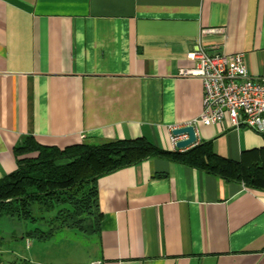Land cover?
<instances>
[{"label": "crops", "instance_id": "crops-1", "mask_svg": "<svg viewBox=\"0 0 264 264\" xmlns=\"http://www.w3.org/2000/svg\"><path fill=\"white\" fill-rule=\"evenodd\" d=\"M196 47L243 54L264 76V0H0V180L17 148L173 151L170 130L202 112L201 81L178 76ZM195 132L225 160L264 149V134L227 118ZM97 200L89 264H264L263 191L147 159L101 176Z\"/></svg>", "mask_w": 264, "mask_h": 264}, {"label": "trees", "instance_id": "trees-1", "mask_svg": "<svg viewBox=\"0 0 264 264\" xmlns=\"http://www.w3.org/2000/svg\"><path fill=\"white\" fill-rule=\"evenodd\" d=\"M14 153L16 170L0 180V220L11 218L33 226L25 236L41 242L62 231L98 235V179L147 159L179 163L264 192L263 148L243 153L238 162L218 156L210 141L184 151H167L150 142L124 139L85 141L64 148H17ZM31 153L35 156L26 157ZM3 244L0 237V248ZM15 264L32 263L22 260Z\"/></svg>", "mask_w": 264, "mask_h": 264}, {"label": "built area", "instance_id": "built-area-1", "mask_svg": "<svg viewBox=\"0 0 264 264\" xmlns=\"http://www.w3.org/2000/svg\"><path fill=\"white\" fill-rule=\"evenodd\" d=\"M178 76L202 83V112L190 126L208 127L227 118L233 129L264 134V76L248 74L243 54H210L196 47L185 57ZM173 129L169 140L175 150L176 142L185 137H173Z\"/></svg>", "mask_w": 264, "mask_h": 264}, {"label": "rangeland", "instance_id": "rangeland-1", "mask_svg": "<svg viewBox=\"0 0 264 264\" xmlns=\"http://www.w3.org/2000/svg\"><path fill=\"white\" fill-rule=\"evenodd\" d=\"M35 153L26 157H34ZM33 226L15 219L0 220V248L5 262L29 260L34 264H89L93 238L75 231H62L49 241L27 238L25 233Z\"/></svg>", "mask_w": 264, "mask_h": 264}, {"label": "water", "instance_id": "water-1", "mask_svg": "<svg viewBox=\"0 0 264 264\" xmlns=\"http://www.w3.org/2000/svg\"><path fill=\"white\" fill-rule=\"evenodd\" d=\"M171 135L173 137H177V138L185 137V138H182L181 140L176 142L175 150H177V151L187 150V149L193 147L196 143L195 128L193 126H190V125L174 128L171 131Z\"/></svg>", "mask_w": 264, "mask_h": 264}]
</instances>
